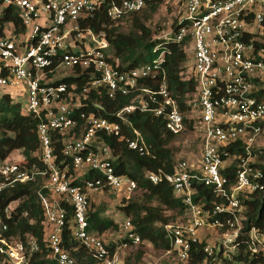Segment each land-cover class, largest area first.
Instances as JSON below:
<instances>
[{"label": "built area", "instance_id": "obj_1", "mask_svg": "<svg viewBox=\"0 0 264 264\" xmlns=\"http://www.w3.org/2000/svg\"><path fill=\"white\" fill-rule=\"evenodd\" d=\"M0 5L3 15L12 10L19 20V25L0 22V96L8 94L22 113L37 120L41 163L28 165L19 153L1 162L0 195L41 179L36 194L48 257L57 264H76L62 244L67 223L70 235L97 264H121L117 248L109 249L88 230L87 213L95 194L128 195L136 189L135 180L116 172L115 156L103 136L154 158L153 145L129 118L147 113L161 118L171 135L191 132L199 148L196 159H177L171 173H145L154 184L167 182L184 206L176 222L164 225L170 246L163 255L171 264L185 262L193 244L203 239V264L264 262V229L245 228L242 203L247 193L264 192V173L252 163L253 149L264 135V0H175L171 29L153 38V59L127 69L110 61L109 41L80 21L103 8L109 19L118 21L142 10L145 0H0ZM4 22L11 26L8 33ZM171 44L187 53L183 79L195 82L187 102L192 128L167 82L164 63ZM61 67L68 74L56 78ZM117 95L132 97L112 112L115 120L95 111L104 109L103 96ZM238 144L243 154L234 152ZM231 164L236 167L232 182L222 173ZM85 174L92 175L73 182ZM200 184L223 202L210 207L195 202V185ZM19 202L0 208V258L7 264H31L40 251L35 236L10 234ZM120 227L124 246L142 242L129 218Z\"/></svg>", "mask_w": 264, "mask_h": 264}, {"label": "trees", "instance_id": "obj_2", "mask_svg": "<svg viewBox=\"0 0 264 264\" xmlns=\"http://www.w3.org/2000/svg\"><path fill=\"white\" fill-rule=\"evenodd\" d=\"M162 2L163 0H145L143 9L148 8L153 12ZM143 9L131 13L118 21H113L106 16L103 8L95 12L92 17L80 22L82 27L93 29L109 41L107 52L113 64H118L122 69L134 68L151 61L154 57L152 48L155 41H153L154 37L151 35V29L138 16ZM128 18L132 20V27L127 32L119 31L116 26L119 22ZM3 21H11L15 25H19L17 14L12 10L7 11L0 18V22ZM169 47L171 53L167 55L164 63L169 90L172 96L176 98L179 109L184 112L188 128H192L193 118H189V115H187L191 113L187 102L191 99V94L195 90V82L192 78L183 79L186 71L187 53L182 47L175 44H171ZM131 97L117 95L115 99H109L103 96L101 102L104 109L95 111L108 120L113 121L115 119L112 112L129 103ZM129 118L132 125L141 132L145 141L153 145L155 157H142L127 148L126 144L116 137L111 135L103 136L104 142L111 147L115 156L114 168L116 172L129 176L137 183V187L132 193L128 195L121 194L120 210L131 220L134 232L142 240L141 243L152 245L164 253L170 246L169 240L165 236L164 225L176 222L184 214V206L180 199L174 197L172 189L167 182L160 181L154 184L145 177V173L148 171L157 172L158 169L171 173L175 169L177 159L173 160V150L168 147V143L181 135L167 133L163 128V120L147 113H134ZM36 127L37 120L31 114L22 113L19 103H13L8 94L0 96V163L8 159L13 151H17L25 158L28 165L32 163L41 165L38 159L40 145ZM263 150V147L254 148L253 153L260 152L259 154H261ZM234 152L243 154L244 149L238 144ZM260 159H263L262 164L253 165L260 167L264 173V154L260 155ZM235 170L236 167L231 164L222 170L223 176L229 177L232 182ZM91 175L85 174L84 177L78 178V180L73 182L79 183ZM39 182H41V179L7 188L0 195V208H4L12 201L20 200L12 212L10 234L24 238V234L29 233L36 237L40 251L33 255L31 264H57L55 260L48 257V251L42 241L44 219L36 194L40 187ZM195 186L197 187L194 193L195 202H199L206 207L223 202V198L212 192L210 188L202 184ZM138 191L141 192L139 197L136 196ZM242 203L245 207V228L256 227L263 230L264 192L253 191L252 193H247L242 198ZM165 212H171V214L167 215ZM24 213H27V215L24 216ZM101 213V210H91L90 200V207L87 213L88 230L90 232L103 239L101 235L108 230L120 231V223L118 224L113 219L102 216ZM69 216L70 210H68ZM61 236L63 247L75 259L76 264H97L87 250L70 235L69 224L66 223L64 225ZM124 242H126L125 239ZM204 243L205 241L202 239L201 242L193 244L189 259L185 262H175L174 264H203L205 260V254L202 250ZM108 248L114 249L115 245L108 244ZM141 255H143V251L139 250L134 259L127 257L123 260L121 257V264H138ZM258 262L264 264L262 260L258 261L255 259L251 260L250 263L257 264ZM171 263L172 261H170ZM0 264L7 263L2 262L0 258Z\"/></svg>", "mask_w": 264, "mask_h": 264}, {"label": "rangeland", "instance_id": "obj_3", "mask_svg": "<svg viewBox=\"0 0 264 264\" xmlns=\"http://www.w3.org/2000/svg\"><path fill=\"white\" fill-rule=\"evenodd\" d=\"M175 0H163L159 7L155 11H150V9H143L142 13L138 16L141 17L145 25L151 29V35L159 36L164 35L171 29L172 23L175 15ZM4 6L0 5V18L3 16L2 11ZM146 17V18H145ZM116 26V25H115ZM119 31L127 32L132 27L131 18L125 19L116 26ZM5 33H8L11 30L9 23L4 22ZM66 67H61L57 71L56 78L63 77L68 74ZM187 115H192L189 113ZM168 147L173 150V160L186 158L188 161L196 159L199 148L198 142L196 141L194 135L186 131L180 137L174 138L168 143ZM264 148V135L259 138L256 142L255 148ZM260 153V152H259ZM255 153L252 159L254 164H262L263 159H260V155L264 154V150L261 154ZM18 152L13 151L10 155V159L17 158ZM141 192L138 191L136 196L139 197ZM155 204V202H153ZM121 208V195L113 194L110 191H104L103 193L95 194L91 197V210H101L102 216L108 217L116 221L118 224L122 223L126 218H128L120 210ZM167 215L171 212H165ZM121 226V225H120ZM121 231H106L101 237L108 244H114L115 248L120 252V255L123 260L127 257L134 259L135 255L138 254L139 250L143 251V255L138 261V264H170V259L165 257L161 250L154 248L152 245L147 243H141V245H123L124 239L121 236ZM123 264V263H122Z\"/></svg>", "mask_w": 264, "mask_h": 264}]
</instances>
